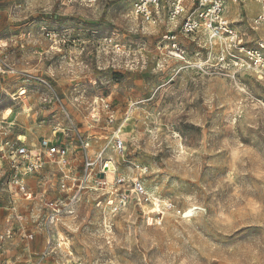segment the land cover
<instances>
[{"label":"rangeland","instance_id":"374dc122","mask_svg":"<svg viewBox=\"0 0 264 264\" xmlns=\"http://www.w3.org/2000/svg\"><path fill=\"white\" fill-rule=\"evenodd\" d=\"M263 9L228 4L229 48L204 31L172 40L128 0H0V55L17 71L0 75V142L20 134L35 151L56 134L73 153L70 185L85 175L76 132L97 162L49 250L43 207L60 174L36 173L34 190L20 193L0 150V234L11 237L0 264H264V72L248 59L264 55V25L254 26ZM112 162L122 187L104 172ZM138 181L149 201L133 194Z\"/></svg>","mask_w":264,"mask_h":264},{"label":"built area","instance_id":"2783aa9c","mask_svg":"<svg viewBox=\"0 0 264 264\" xmlns=\"http://www.w3.org/2000/svg\"><path fill=\"white\" fill-rule=\"evenodd\" d=\"M87 6H94L98 0H80ZM132 4L133 14L136 19L154 25L156 27H167L171 34V39L175 40L178 30L187 36H192L205 31L212 39L225 36L231 39V45L236 44L234 40V31L227 24L225 12L230 2L238 3L245 0H128ZM264 3V0H253ZM264 25V9L260 15L254 20V26ZM264 48V47H262ZM236 58L235 56H232ZM251 66L258 73L264 72V55L260 49L250 51L248 55ZM13 73L16 71L11 67L6 58L0 55V74ZM54 95V94H53ZM55 97V96H54ZM102 102H104L102 100ZM106 109L109 105L104 102ZM110 124L114 123L113 118H109ZM97 123V121H95ZM119 130L116 133L114 148L119 154H124L126 145L119 136ZM0 134V136L2 137ZM56 135V134H55ZM78 138L81 139L84 148V179L80 184L70 185L68 182L72 178L73 173V153L69 147L58 141L51 139L42 142V148L34 151L21 141L18 137L17 143H11L1 139V152L12 173L11 187L20 193H28L27 180L25 178L33 176L36 173L44 171L49 165H53L60 174L61 181L58 183V196L54 200H47L44 203V220L45 232L48 238V249L51 250L54 238V226L61 223L66 218L75 215L77 205L79 203L81 192L84 190L86 183L93 179L96 169V160L88 154L90 143L79 132H76ZM56 138V136H55ZM45 150H44V149ZM110 163H106L103 167L107 174ZM116 176L115 185L122 187L125 180ZM24 177V178H23ZM73 179V178H72ZM133 194L137 197L148 199L145 187L138 181L132 185ZM147 196V197H146ZM129 196L126 191L118 195V203L114 206V212H118L128 203ZM33 238V235L29 236ZM11 237L9 235L0 234V243L6 242Z\"/></svg>","mask_w":264,"mask_h":264},{"label":"crops","instance_id":"0c3cea01","mask_svg":"<svg viewBox=\"0 0 264 264\" xmlns=\"http://www.w3.org/2000/svg\"><path fill=\"white\" fill-rule=\"evenodd\" d=\"M1 42V41H0ZM9 47V41H3V43L0 45V50H2V51H5V49H7ZM8 63L11 65V67L14 69V66L11 64V61L8 59ZM15 70V69H14ZM16 71V70H15ZM16 73H17V71H16ZM15 73V74H16ZM9 74H13V73H9ZM0 75H5V74H0ZM14 88H16V86L14 87ZM16 98H18V99H16ZM19 98H21V99H19ZM11 99L14 101V102H16V101H22V99H23V96H18L17 94H14L12 97H11ZM10 109H8V111H9ZM8 114H10V113H8ZM6 122L5 121H1V124H5ZM12 124V123H11ZM11 124L10 123H6V125L7 126H11ZM55 133V132H54ZM20 135V134H19ZM19 135L17 136V139H18V137H19ZM55 136L56 135H52L51 136V138H48V139H51V140H53V141H58V142H60L57 138H55ZM48 139H42V140H39L40 142L42 141H45V140H48ZM25 144L28 146V141L27 142H25ZM42 144V143H41ZM28 148H30L29 146H28ZM31 149V148H30ZM35 151H37V150H35ZM51 170H54V171H57L56 170V168L53 166V165H49L48 167H46V169L44 170V171H51ZM32 178L34 179V177H32V176H30V177H27L26 178V180H27V185H28V193L27 194H30V191H32V190H34V187H33V185H32ZM45 192H44V194H46L47 193V190H44ZM57 191H58V185H57V189L55 190V195H54V198H52V199H47V200H54L57 196H58V193H57Z\"/></svg>","mask_w":264,"mask_h":264},{"label":"bare ground","instance_id":"6f19581e","mask_svg":"<svg viewBox=\"0 0 264 264\" xmlns=\"http://www.w3.org/2000/svg\"><path fill=\"white\" fill-rule=\"evenodd\" d=\"M245 1H247V0H245ZM231 3H234V2H231ZM259 3H261V2H259ZM257 7H258V5L251 3V4H248V6L246 7V10L248 13H254L256 11L255 9ZM206 35H207V37H206L207 40H210L211 42H213V40H215V39L210 38L208 36V34H206ZM219 40H222V38H218L217 41H219ZM171 55H173L177 58L183 59V57L177 53H171ZM107 173H109L107 176L108 177L107 179H109V181L111 180L113 182V175H114V180H115L116 179L115 175L117 174V167L113 164V162L110 163ZM198 209H201V208L198 207L197 205H194V206L190 207L188 210H186V212H185L187 215L186 217L188 218L189 221H192L196 217V215H197L196 210H198ZM193 214H194V216H193Z\"/></svg>","mask_w":264,"mask_h":264}]
</instances>
